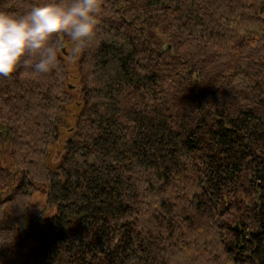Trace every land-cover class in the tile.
I'll return each instance as SVG.
<instances>
[{"label":"trees","instance_id":"16d2710c","mask_svg":"<svg viewBox=\"0 0 264 264\" xmlns=\"http://www.w3.org/2000/svg\"><path fill=\"white\" fill-rule=\"evenodd\" d=\"M70 42L0 77V264H264V0H103Z\"/></svg>","mask_w":264,"mask_h":264},{"label":"clouds","instance_id":"9594fccd","mask_svg":"<svg viewBox=\"0 0 264 264\" xmlns=\"http://www.w3.org/2000/svg\"><path fill=\"white\" fill-rule=\"evenodd\" d=\"M102 5L103 0H69L33 6L22 16L0 12V77H10L21 65L36 73L56 68L52 39L58 34H66L78 54L96 33Z\"/></svg>","mask_w":264,"mask_h":264},{"label":"rangeland","instance_id":"374dc122","mask_svg":"<svg viewBox=\"0 0 264 264\" xmlns=\"http://www.w3.org/2000/svg\"><path fill=\"white\" fill-rule=\"evenodd\" d=\"M74 47H75V43L72 41L69 44H66V49L64 52V55L66 56L65 58H66L67 63L71 64L72 66H73V62H74L73 60L76 57L75 55H77V54H75V55L73 54L72 50ZM73 84L75 85L76 88H78V86H79L78 83L74 82ZM76 88L75 89L72 88L71 91H76V92H73V95L76 96V98H77V92H78L79 88L78 89H76ZM71 110L73 111V113H77L74 107H72ZM55 156H56V158H54V159L52 158L53 164H55L56 161L58 160V158H57L58 156L57 155H55ZM33 203L38 204L43 210H45V211L47 210L45 193L44 194L42 192L35 193L34 198H33ZM48 214L49 215L53 214V211H50V212L48 211Z\"/></svg>","mask_w":264,"mask_h":264},{"label":"water","instance_id":"95a60500","mask_svg":"<svg viewBox=\"0 0 264 264\" xmlns=\"http://www.w3.org/2000/svg\"><path fill=\"white\" fill-rule=\"evenodd\" d=\"M64 52H65V49H64ZM236 230H238V225L236 226Z\"/></svg>","mask_w":264,"mask_h":264}]
</instances>
